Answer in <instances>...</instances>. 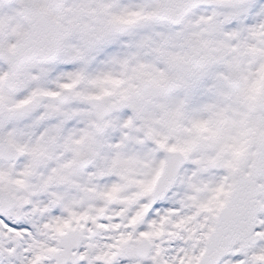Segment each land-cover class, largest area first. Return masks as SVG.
Here are the masks:
<instances>
[{
    "label": "snow or ice",
    "instance_id": "1",
    "mask_svg": "<svg viewBox=\"0 0 264 264\" xmlns=\"http://www.w3.org/2000/svg\"><path fill=\"white\" fill-rule=\"evenodd\" d=\"M0 264H264V0H0Z\"/></svg>",
    "mask_w": 264,
    "mask_h": 264
}]
</instances>
